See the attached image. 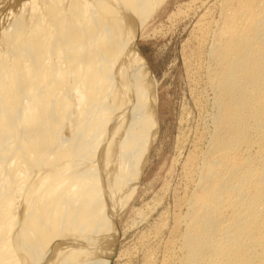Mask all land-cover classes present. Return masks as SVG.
Instances as JSON below:
<instances>
[{"label": "bare ground", "instance_id": "bare-ground-1", "mask_svg": "<svg viewBox=\"0 0 264 264\" xmlns=\"http://www.w3.org/2000/svg\"><path fill=\"white\" fill-rule=\"evenodd\" d=\"M166 1L0 0V264L119 258L110 225L158 134L137 41ZM217 7L216 31L197 28L192 67L212 111L191 155L198 193L162 264H264V0Z\"/></svg>", "mask_w": 264, "mask_h": 264}, {"label": "rangeland", "instance_id": "rangeland-1", "mask_svg": "<svg viewBox=\"0 0 264 264\" xmlns=\"http://www.w3.org/2000/svg\"><path fill=\"white\" fill-rule=\"evenodd\" d=\"M219 1L167 0L149 19L137 41L138 49L145 58L156 82L158 134H156L155 141L149 148L147 162L141 171L134 195L110 225L109 239L114 243L115 253H120L118 256L120 259L117 258L111 264L164 263L163 258L168 249L166 246L170 249L181 232L180 224L176 223L186 212L184 200L188 196L198 193L196 187L197 173L200 171H196V169L199 170L198 167L196 168L198 164L193 162L192 157L200 155L206 147L208 133L211 130V126H209L211 125L210 117L208 116L212 111L209 99L206 100V98H210V95H206V90L199 79L200 76H196L197 73L195 74L199 62L197 56L198 38L201 35L200 32L198 33L200 30L197 28L202 24L201 27L204 25L203 28H208V31H216L217 24H219L218 17L220 16L219 7H217ZM209 22L214 23L210 24ZM210 32L213 33V31ZM210 32L208 35L209 42L213 37ZM197 36L199 37L197 38ZM192 84H195L193 88L191 87ZM198 97L199 99H197ZM205 102L206 104H203ZM198 103L205 106L202 105V108H200V106H196ZM203 107L205 108L203 109ZM201 110L205 111L202 113ZM199 119L203 120L204 124ZM204 136L207 137L204 139ZM197 138H199V142ZM200 139H202V142ZM195 148L201 150H198V152L196 150L195 153ZM192 153L195 155L193 154L194 156L191 157ZM189 162H191V165ZM188 165L190 167L193 165L192 170H189ZM187 171L192 177L186 175ZM189 171L194 173L190 174ZM182 196H185V198ZM181 198H183V202ZM174 218H176V221ZM173 224H176V226H173ZM171 228H175V232ZM169 231H173V234ZM155 235L157 236L156 239ZM175 236L176 239H174ZM147 259L150 261L147 262Z\"/></svg>", "mask_w": 264, "mask_h": 264}]
</instances>
